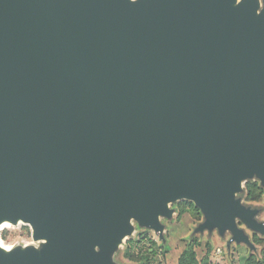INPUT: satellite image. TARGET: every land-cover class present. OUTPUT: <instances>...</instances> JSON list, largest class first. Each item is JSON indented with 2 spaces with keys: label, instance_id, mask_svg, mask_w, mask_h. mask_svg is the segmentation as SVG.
Returning <instances> with one entry per match:
<instances>
[{
  "label": "water",
  "instance_id": "water-1",
  "mask_svg": "<svg viewBox=\"0 0 264 264\" xmlns=\"http://www.w3.org/2000/svg\"><path fill=\"white\" fill-rule=\"evenodd\" d=\"M264 0H0V264H117L136 228L264 237ZM136 224V225H134ZM1 228V227H0Z\"/></svg>",
  "mask_w": 264,
  "mask_h": 264
},
{
  "label": "rangeland",
  "instance_id": "rangeland-1",
  "mask_svg": "<svg viewBox=\"0 0 264 264\" xmlns=\"http://www.w3.org/2000/svg\"><path fill=\"white\" fill-rule=\"evenodd\" d=\"M257 183L258 181H248L243 183V194L240 195L243 202L247 206L260 207L261 214L258 217L259 221L264 222V194L259 202H246L245 194H248V186ZM187 201H181L170 205V208L175 211L171 220L162 219V223L166 226L164 232L165 242L163 243L159 237L152 231L140 230L136 228L133 236L127 238L120 250L115 254L114 260L117 264H138L127 258V244L130 240H138L141 233L148 234L160 247L159 255L153 264H179V259L186 249L194 244V250L197 255V260L202 263L208 257L209 264H243V258L254 257L258 261L263 260L264 252V237L260 234L247 232L253 244L255 251H251L247 246L240 244H232L228 247L230 235L221 238L217 232L212 234L208 232L197 233V227L203 223L204 217L200 210L193 207L197 212L193 215L186 211L182 214V209ZM190 203V202H189ZM193 213L194 209L190 208ZM136 225V224H134ZM0 239L10 249L14 247L34 246L39 248V243H34L32 239L31 229L23 224L10 225L7 228H0ZM27 243V244H26Z\"/></svg>",
  "mask_w": 264,
  "mask_h": 264
},
{
  "label": "trees",
  "instance_id": "trees-1",
  "mask_svg": "<svg viewBox=\"0 0 264 264\" xmlns=\"http://www.w3.org/2000/svg\"><path fill=\"white\" fill-rule=\"evenodd\" d=\"M263 194L264 189L260 187V183H253L248 186V194H245V200L246 202H259ZM190 208L194 209L193 204L185 203L182 214L189 211L195 215L197 210L194 209L193 213ZM194 244L184 251L179 259V264H209L208 257L202 263L197 260ZM159 251H161V247L146 233H141L138 240L132 239L127 244V258L138 264H153L159 255ZM242 260L243 264H264V252L262 261H258L254 257L243 258Z\"/></svg>",
  "mask_w": 264,
  "mask_h": 264
},
{
  "label": "bare ground",
  "instance_id": "bare-ground-1",
  "mask_svg": "<svg viewBox=\"0 0 264 264\" xmlns=\"http://www.w3.org/2000/svg\"><path fill=\"white\" fill-rule=\"evenodd\" d=\"M10 226V223L9 222H7V221H4L3 222V224L0 226L1 228H7V227H9ZM1 234V233H0ZM27 244V243H26ZM0 248L3 250V251H5V252H7V251H9V247L7 246V245H5L4 244V242L0 239Z\"/></svg>",
  "mask_w": 264,
  "mask_h": 264
}]
</instances>
